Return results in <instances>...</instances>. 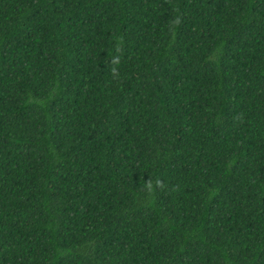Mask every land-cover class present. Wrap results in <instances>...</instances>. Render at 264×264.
<instances>
[{"label":"trees","instance_id":"16d2710c","mask_svg":"<svg viewBox=\"0 0 264 264\" xmlns=\"http://www.w3.org/2000/svg\"><path fill=\"white\" fill-rule=\"evenodd\" d=\"M0 264H264V0H0Z\"/></svg>","mask_w":264,"mask_h":264}]
</instances>
